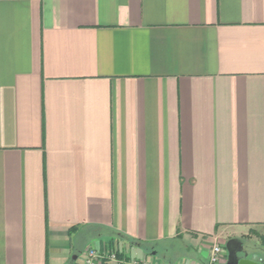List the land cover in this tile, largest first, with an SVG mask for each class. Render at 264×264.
I'll use <instances>...</instances> for the list:
<instances>
[{"label":"crops","instance_id":"1","mask_svg":"<svg viewBox=\"0 0 264 264\" xmlns=\"http://www.w3.org/2000/svg\"><path fill=\"white\" fill-rule=\"evenodd\" d=\"M261 228L264 0H0V264H208Z\"/></svg>","mask_w":264,"mask_h":264},{"label":"built area","instance_id":"2","mask_svg":"<svg viewBox=\"0 0 264 264\" xmlns=\"http://www.w3.org/2000/svg\"><path fill=\"white\" fill-rule=\"evenodd\" d=\"M225 245L216 242L212 245L208 264H224L226 261L225 254ZM109 256L111 259H116V253L103 254L100 252L99 248L95 244H90L84 251L83 264H96L97 261L101 258ZM124 264H169L166 262L156 261L154 258L151 259H125L123 260Z\"/></svg>","mask_w":264,"mask_h":264},{"label":"water","instance_id":"3","mask_svg":"<svg viewBox=\"0 0 264 264\" xmlns=\"http://www.w3.org/2000/svg\"><path fill=\"white\" fill-rule=\"evenodd\" d=\"M225 248L227 255L224 264H264V259L254 254L252 248L239 238L228 239Z\"/></svg>","mask_w":264,"mask_h":264},{"label":"rangeland","instance_id":"4","mask_svg":"<svg viewBox=\"0 0 264 264\" xmlns=\"http://www.w3.org/2000/svg\"><path fill=\"white\" fill-rule=\"evenodd\" d=\"M259 232L260 233H258V235L253 234V236L250 237L251 239H246V242L250 248H255L256 246L259 248V250L262 251V254H264V229H259ZM225 254L227 255V251L225 252Z\"/></svg>","mask_w":264,"mask_h":264},{"label":"flooded vegetation","instance_id":"5","mask_svg":"<svg viewBox=\"0 0 264 264\" xmlns=\"http://www.w3.org/2000/svg\"><path fill=\"white\" fill-rule=\"evenodd\" d=\"M244 244H247V242H244ZM251 250L253 251L254 254H258V252H256L253 248ZM260 257L264 259V254H261Z\"/></svg>","mask_w":264,"mask_h":264},{"label":"trees","instance_id":"6","mask_svg":"<svg viewBox=\"0 0 264 264\" xmlns=\"http://www.w3.org/2000/svg\"><path fill=\"white\" fill-rule=\"evenodd\" d=\"M74 227H72V229H73Z\"/></svg>","mask_w":264,"mask_h":264}]
</instances>
